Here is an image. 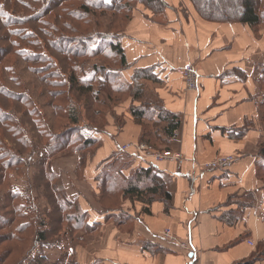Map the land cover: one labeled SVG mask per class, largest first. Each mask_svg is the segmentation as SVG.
I'll use <instances>...</instances> for the list:
<instances>
[{"label":"crops","instance_id":"0c3cea01","mask_svg":"<svg viewBox=\"0 0 264 264\" xmlns=\"http://www.w3.org/2000/svg\"><path fill=\"white\" fill-rule=\"evenodd\" d=\"M166 1L160 12L137 3L119 41L125 79L151 72L154 80L143 81L154 82L152 99L181 117V142L169 139L168 146L184 153L183 165L144 158L134 149L126 153L135 169L154 166L171 199L121 197L116 211L99 200L94 179L100 164L141 139L142 127L129 113L99 141L88 138L87 145L100 143L91 158L83 156L78 187L57 189L72 201L75 232L65 230L60 244L48 246L57 233L46 220L41 240L21 263L41 264V256L44 264H67L68 239L74 264H264V27L206 20L192 0ZM188 63L200 75L196 92L186 89L180 72ZM227 154L238 158L224 168L204 166ZM167 228L190 250L166 239Z\"/></svg>","mask_w":264,"mask_h":264},{"label":"rangeland","instance_id":"374dc122","mask_svg":"<svg viewBox=\"0 0 264 264\" xmlns=\"http://www.w3.org/2000/svg\"><path fill=\"white\" fill-rule=\"evenodd\" d=\"M15 1L19 2L18 12L5 11L4 8H1L0 12L5 14L7 22L14 23L0 33V37L6 36V40L0 41V51L1 48H6L8 43H13L16 47L14 50L15 47L11 48L9 45L12 52L5 59L0 57L3 59L0 62V81L13 91L9 94L11 97L15 94L18 95V99L22 98V101L7 98L5 104H2L7 114L6 118L9 119L5 124L9 125L12 121V125L10 130L8 128L9 131L4 128L0 133V137L3 138V144H0V166L12 164V167L8 169L6 178L0 180V218L10 219L6 224L8 228L0 230V234L9 231L13 237L19 236L25 241L14 242L8 239L9 241L2 243L0 251L2 250L4 257L1 258L0 264H26L21 263V260L34 238H37L39 230H43L44 220L51 224L53 234L57 233L46 241L48 246L53 243L60 244L65 230H68V233L75 232L76 224L69 219L70 214H74L72 201L69 197L66 201L62 195L63 191L57 189L63 186L74 189L78 187L77 181L81 179L79 177L83 175L84 170L82 158L89 154L91 158V154L100 143L87 145L88 138L95 136L99 141L98 135L108 133V126L117 123L116 125L121 127L129 117L131 106L141 104L139 99L136 100L137 103L134 102L127 92L129 81L124 76L125 67L117 66L118 57L113 56L110 48L105 45L107 35L117 36L118 39L112 38L114 41L120 40L123 35L127 26L125 10L118 13L104 11V8L84 10L85 7L82 5L88 0H63L62 5L59 4L56 8L53 7L56 4L55 0ZM137 1L139 0H119V4L133 3L134 8L139 3ZM163 1L165 4L160 6L162 8L160 11L169 6L166 0ZM233 1L220 0L218 4L221 10H225L232 7ZM0 2L7 4L8 0ZM108 2L113 3L111 0H104L106 9L110 8ZM260 10L264 14V0L261 2ZM259 26L263 28L264 21ZM12 30H16L15 33H12ZM89 47L97 49L91 52ZM72 50L78 53L86 51V56L80 61L74 59L78 61L79 69H76V72L73 69V73L70 67L73 60L66 56L67 52ZM64 51L66 53H61ZM94 65L103 66L110 71L116 68L115 70L120 72L117 76L119 83L115 86L111 84L101 86L98 80L93 78L96 74ZM71 73L79 80L87 79L86 84H91L87 92L81 89L87 88L82 87L80 82L73 88L75 79L71 77ZM150 74L151 72H148L146 76L154 80ZM96 76L102 77L100 74ZM144 76L140 83L150 91L148 94L145 91V98L157 102L150 94L154 93V82L143 81ZM121 84L125 85L126 89L114 93L113 90H118L117 87ZM74 117L79 121L75 123L72 119ZM152 124L149 123L153 128L163 125ZM28 141L29 143H26ZM155 147L171 148L168 145ZM128 151L121 148L114 157L125 158L123 166L119 168L133 173L134 160L126 154ZM112 160L111 158L100 164V172ZM75 163L77 168H73ZM96 182L95 178L94 184ZM8 191H11L12 197L8 198ZM119 203L120 199L108 197L104 206L105 209L111 208L109 210L116 211L120 207ZM21 228L24 230L19 232ZM67 244L66 262L74 264L71 256L73 247L68 239ZM39 259L40 263L44 264V258L40 256Z\"/></svg>","mask_w":264,"mask_h":264},{"label":"trees","instance_id":"16d2710c","mask_svg":"<svg viewBox=\"0 0 264 264\" xmlns=\"http://www.w3.org/2000/svg\"><path fill=\"white\" fill-rule=\"evenodd\" d=\"M15 0H8L7 4L0 2V12L1 8H4L5 11L10 12H18L20 10L19 2ZM114 1H118V3H115ZM111 4H108L110 8L105 7L104 0H88L85 2V4L82 5V7H85L84 10H93L97 8H104L103 10H109L114 13H118L121 10L126 11V19L127 23L131 18V12L133 10V3H129L127 5L125 2L124 4H119V0H111ZM137 2L144 3L146 6L150 7L154 11L158 12L162 8L164 3L163 0H139ZM194 3L197 11L199 14L206 20L210 21H219V22H242L249 24L253 27L259 26L264 21V14H262L260 7L262 0H234L232 3V7H228L229 9L221 10L220 5L218 4L220 0H192ZM55 5L53 7H57L59 4L62 5L63 0H55ZM5 4L4 7H1ZM3 11V12H5ZM87 11V12H88ZM122 12V11H121ZM129 13V14H128ZM78 17L81 18V15L78 14ZM77 18V19H80ZM113 24V23H112ZM2 25V26H1ZM14 25L12 22L6 21V16L4 13H0V33L3 31H6L10 26ZM16 30H12V33H15ZM108 38L105 39V45L110 48L111 53H113V56L116 55L118 59L117 66H122L123 68L126 66V55L124 52V49L122 45L120 44V41H114L113 39H118L117 36L113 35H107ZM113 38V39H112ZM6 40V36L2 35L0 37V41ZM15 45L13 43L6 44V48H1L0 51V57L5 59L9 56V54L12 52L9 48ZM83 45H86L83 43ZM12 48V47H11ZM91 49V52L95 51L94 47H89ZM16 50V47L14 48ZM67 51V50H65ZM61 53H66V52ZM86 51H83L81 53L78 52H67L66 56L73 60V62L70 64L72 73L73 69L76 72V69H79L78 61H74V59H80L86 56ZM71 56V57H70ZM0 58V62L3 60ZM25 61H29L25 59ZM94 68L96 69L97 75L100 74L102 77H97L96 74L93 76L94 79L98 80V83L101 84V86H108L107 84H111V86L117 85L119 83L117 81V76L119 75L118 70H108L104 69L103 66L98 67L97 65H94ZM118 68V67H117ZM71 73V74H72ZM147 71L139 70L136 71L132 76V82L128 83L127 86V92L130 93V96H132V99L134 101L140 100L141 104L139 106H131L130 113L135 119V121L141 125L142 127V133H141V140L148 142L150 144H153L154 146L163 145L167 146L169 139L175 129H179L181 127V117L179 114L172 112L168 109H166L161 103L153 102L152 100H149L146 97V87L143 85V83H140L141 78L145 75L146 76ZM143 75V76H142ZM142 76V77H141ZM71 77H74L72 74ZM92 77V76H90ZM147 77V76H146ZM91 78V79H93ZM145 78V77H144ZM148 78V77H147ZM75 81L73 84L74 86H77V83H81L82 87L86 86L87 89L81 88L84 90V92H87L88 87L91 86V84H86L87 79L79 80L77 76L74 77ZM149 79V78H148ZM113 83V84H112ZM88 85V86H87ZM126 89L125 85L121 84L117 87L118 90H113L114 93H119L121 90ZM13 93V91L7 86L2 84L0 81V95L3 97H0V133L4 130L9 128L12 125V121H10V124L7 125L5 123L9 122V119L6 118V112L3 110V105L8 99H18V95L12 94L13 97H11L9 94ZM20 101V102H21ZM3 104V105H2ZM17 105V104H16ZM15 105V108H16ZM14 108V109H15ZM70 112V111H69ZM73 121L76 123L79 120L77 117L72 118ZM153 123L152 125L155 126V124H163L161 127L153 128V126L149 125V123ZM3 123V124H2ZM148 123V124H147ZM5 124V125H4ZM8 130V131H9ZM4 136V133L2 134ZM89 142V140L87 141ZM90 142H92L90 140ZM26 143H29L26 142ZM64 143V142H63ZM0 144H3V138L0 137ZM11 149V148H10ZM8 150V149H7ZM18 150V149H16ZM22 151V148H20ZM262 153L264 154V146L262 148ZM12 157V155L10 156ZM112 161H109L107 165L104 167V169L97 175V187L99 189L98 197L99 200L104 204L106 198H112L115 197L116 199H120L121 197H131L136 198L138 200L146 201V202H152L156 200L157 198L164 199L166 202H169L171 199V194L166 190L165 184L160 179V177L155 173L154 166H149L147 168H141V169H135V173H132L129 176H125V171L122 170L121 166L125 162V158H122V156L119 157H112ZM124 161V162H123ZM129 163V162H128ZM6 166V165H5ZM123 166V165H122ZM12 167V164L2 167L0 166V180H4L6 178V174L9 168ZM130 167V166H129ZM12 170V169H11ZM5 171V172H4ZM10 171V170H9ZM2 176V177H1ZM133 178H135L133 180ZM11 189V188H10ZM11 192V191H10ZM9 191L7 192L8 198L12 197L11 193ZM6 195V193H5ZM16 196V195H15ZM5 202H7V198L5 199ZM57 206H55L56 209ZM15 212V209L13 210ZM60 221V220H59ZM10 222V219H1L0 218V230L4 228H8L6 224ZM48 223L44 220L42 223V226H46ZM41 226V224H40ZM41 226V227H42ZM52 227V226H51ZM24 228H21L19 232L23 231ZM6 231V230H5ZM45 230H39L37 240L33 241H40L41 240V234ZM21 237L16 236L13 237L11 232H3L0 234V245L4 243L5 241H14V242H21L25 241V239H20ZM9 239V240H8ZM4 256L2 255V250L0 251V260ZM24 257V256H23ZM23 260V258H22ZM21 260V262H22ZM245 264H250L249 262H246Z\"/></svg>","mask_w":264,"mask_h":264},{"label":"built area","instance_id":"2783aa9c","mask_svg":"<svg viewBox=\"0 0 264 264\" xmlns=\"http://www.w3.org/2000/svg\"><path fill=\"white\" fill-rule=\"evenodd\" d=\"M181 75L184 79L186 89L188 91L196 92L199 89V72L196 69L195 65L188 63L180 68ZM171 140L175 142H181L179 129H175L171 135ZM123 151L134 149L138 151L144 158H148L157 162L170 161L175 162L178 165H183L188 159L181 150H175L173 148H164L158 149L155 146L151 145L148 142L137 141V142H128L123 145ZM238 156L235 154L227 155H218L214 159L206 162L204 166L206 168H224L231 165L237 160ZM162 235L172 241L178 243L183 249L190 250V246L187 242L179 240L171 229L167 228L163 231ZM251 244H254L251 242ZM201 264V263H195Z\"/></svg>","mask_w":264,"mask_h":264}]
</instances>
